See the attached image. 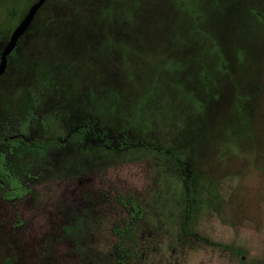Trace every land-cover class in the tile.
<instances>
[{
	"label": "rangeland",
	"instance_id": "374dc122",
	"mask_svg": "<svg viewBox=\"0 0 264 264\" xmlns=\"http://www.w3.org/2000/svg\"><path fill=\"white\" fill-rule=\"evenodd\" d=\"M38 1L0 0V56ZM29 94L31 141L60 112L101 138L10 158L26 192L0 191V264H264V0H44L0 136Z\"/></svg>",
	"mask_w": 264,
	"mask_h": 264
},
{
	"label": "trees",
	"instance_id": "16d2710c",
	"mask_svg": "<svg viewBox=\"0 0 264 264\" xmlns=\"http://www.w3.org/2000/svg\"><path fill=\"white\" fill-rule=\"evenodd\" d=\"M39 102L40 95L29 94L25 96L20 109L21 116H18L16 120L15 127H18V133L11 132L5 136H0V191L2 198L5 200L20 199L26 192L15 173V168L10 164V158L25 152L30 155L39 154L44 156L51 149L66 150L69 145L75 149L83 142L90 141L93 138H101L92 133L88 123L74 129H70L67 125L64 128L62 121L65 114L63 115L60 112V114L55 115L56 117L52 115L40 117L38 121L40 140L31 141L28 137V129L34 121L33 112L38 108ZM101 146L105 147L104 142ZM130 204L136 212L134 203L131 202ZM117 236L122 244L132 245L131 238L133 235L128 226L118 230Z\"/></svg>",
	"mask_w": 264,
	"mask_h": 264
},
{
	"label": "water",
	"instance_id": "95a60500",
	"mask_svg": "<svg viewBox=\"0 0 264 264\" xmlns=\"http://www.w3.org/2000/svg\"><path fill=\"white\" fill-rule=\"evenodd\" d=\"M43 2L44 0H39L34 5H32L23 22L12 33L8 46L2 51L0 56V76L5 70L7 56L13 51L17 39L26 31L30 21L32 20L33 15L35 14L36 10L43 4Z\"/></svg>",
	"mask_w": 264,
	"mask_h": 264
}]
</instances>
